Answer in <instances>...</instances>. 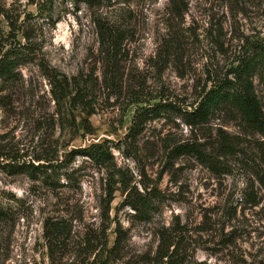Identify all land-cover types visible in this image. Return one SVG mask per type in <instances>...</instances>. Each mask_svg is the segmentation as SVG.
I'll use <instances>...</instances> for the list:
<instances>
[{
	"label": "rangeland",
	"instance_id": "obj_1",
	"mask_svg": "<svg viewBox=\"0 0 264 264\" xmlns=\"http://www.w3.org/2000/svg\"><path fill=\"white\" fill-rule=\"evenodd\" d=\"M112 2L90 7L72 0H0V51L20 58L16 83L0 91V152L30 161L51 150L63 159L66 152L102 143L114 155V163L106 166L74 154L55 190L0 165V199L14 209L13 219L0 223V264H86L96 253L105 257L116 221L127 232L122 262L150 258L160 230L179 224L186 231L184 264H264V189L249 171L236 164L231 174L216 173L192 156L171 157L178 144L199 141L210 147L222 131L253 146L255 137L234 118L218 115L192 128L171 106L185 114L209 74L228 68L246 37L264 38V0ZM103 22L131 34L119 66L122 88L111 93L94 86L92 114L70 109L68 101L69 111L62 113L63 103L54 101L37 62L41 58L62 78L101 81ZM173 30L181 40L179 57L166 43ZM257 92L264 107V87L258 85ZM147 93L161 106L133 152L123 144L137 106L131 102ZM121 179L139 190L144 183L158 185L165 193L152 220L139 221L121 206ZM114 182L108 217V185ZM245 194L261 203L252 206ZM47 219L63 220L70 230L54 257L44 235ZM91 236L99 237L100 247L83 255Z\"/></svg>",
	"mask_w": 264,
	"mask_h": 264
},
{
	"label": "trees",
	"instance_id": "obj_2",
	"mask_svg": "<svg viewBox=\"0 0 264 264\" xmlns=\"http://www.w3.org/2000/svg\"><path fill=\"white\" fill-rule=\"evenodd\" d=\"M74 3L84 2L90 7L96 3H108L112 5V0H72ZM128 1V0H127ZM39 7V2H35ZM175 4V3H174ZM173 34L168 37L166 43L169 50L174 51L179 57L178 50H181V40L173 30ZM131 37L130 31L124 26L103 22L99 23V43L101 54L103 55V77L101 81L91 77L74 76L71 80L62 78L56 70L49 67L41 58L37 65L43 76L51 86L54 101L57 104L63 103V112H67L66 102L70 109H81L92 114V101L94 100V86H103L111 93H117L123 84V72L119 71L125 49L126 40ZM25 47V46H24ZM23 47V48H24ZM5 49V48H4ZM0 51V91L5 90L17 81L15 72L19 64V55L12 56L8 50ZM20 54L25 55L23 52ZM264 87V38L246 37L241 50L234 58L228 68L222 72L209 74L207 82L197 95L195 101L189 106L190 110H176V106H171L174 111H179L185 115V123L190 127H197L207 124L210 119L218 115H225L240 122L249 134L255 137V142L250 148L246 147L239 139L232 138L222 131L217 136V141L209 144L204 142H187L175 146L172 158L180 155H189L198 160L205 167L216 173H233L235 165H240L254 177L261 189H264V107L260 99L257 86ZM141 88V86H139ZM143 89V87H142ZM143 92V90L141 91ZM139 90V94H141ZM148 94V93H147ZM155 99L148 94L144 98H136L131 104H137L131 125L124 136V146L133 152L137 148L138 139L146 131L148 124L159 112L161 101L152 103ZM85 129H90L88 120H85ZM4 151V152H2ZM0 152V165L5 171L13 173L23 171L31 179L39 180L55 190L60 185L62 170L66 169L65 162L77 153L95 160L101 165L111 166L114 163V155L109 146L102 143L91 144L82 150H71L65 153V158L60 159L57 151H48L45 154L36 156L30 161H21V156L10 154L2 150ZM74 157V156H73ZM65 173V172H64ZM68 177L67 174H64ZM114 175V174H112ZM114 176H111V178ZM120 182L125 189V198L122 207L132 210L133 218L139 221H150L153 219L159 204L165 201V193L158 185L141 184L142 189L130 186L129 183ZM108 185V206L107 216L109 217L110 204L114 199L116 191L115 184ZM245 194V201L252 206L259 205L260 200L252 198L248 200ZM14 209L12 206L0 199V223H7L13 219ZM116 237L111 247L107 248L106 256L97 254L100 245L97 244L99 237H92L86 240L82 248V253H96L92 260L86 264H129L122 262L126 249L127 232L122 228V224L116 221ZM185 228L178 224V227L163 228L159 232V243L155 253L150 258L143 257L142 260L130 264H184L187 257V247H185ZM70 234L63 220L45 221V238L51 250V257L55 253L63 240ZM88 257L87 259H89Z\"/></svg>",
	"mask_w": 264,
	"mask_h": 264
}]
</instances>
